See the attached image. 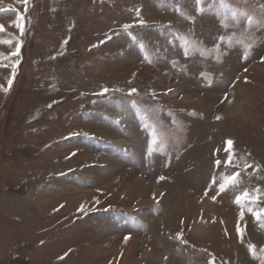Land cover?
I'll return each mask as SVG.
<instances>
[{
  "label": "rangeland",
  "instance_id": "1",
  "mask_svg": "<svg viewBox=\"0 0 264 264\" xmlns=\"http://www.w3.org/2000/svg\"><path fill=\"white\" fill-rule=\"evenodd\" d=\"M262 8L0 0V264H264Z\"/></svg>",
  "mask_w": 264,
  "mask_h": 264
},
{
  "label": "snow or ice",
  "instance_id": "2",
  "mask_svg": "<svg viewBox=\"0 0 264 264\" xmlns=\"http://www.w3.org/2000/svg\"><path fill=\"white\" fill-rule=\"evenodd\" d=\"M27 2H28V0H24V3H27ZM210 2H211L213 5L218 4V5L220 6L221 9H223V8L226 7V6H228V0H210ZM197 3H199V4H203V3H204V0H197ZM262 11H264V8H262ZM218 14H219V13H218ZM245 15L247 16V13H245ZM232 16H233V18H235V12L232 13ZM226 19H227L226 17H223V18L221 19V23H222L225 27L227 26V24H226ZM247 23H248L249 26L253 25L254 23L264 24V20L257 21V20L255 19V17L248 16V17H247ZM143 24H144V22L141 21V26H143ZM15 26L18 27V28L20 29V31H21V34H23L24 29H23L22 24L17 23ZM124 27H125V31H127L128 28H129L130 26L125 25ZM3 30H4V29H3V26H0V32H2ZM129 35H131V33H129ZM132 39L135 40V39H136L135 36H132ZM221 39H223V38H221ZM184 42H185V44L187 45V43H188L187 38H185ZM250 47H251V45H249V48H250ZM18 52H19V48L16 49V53H18ZM104 91H105V93H107L108 90L105 89ZM136 91H137L136 89H131L129 94H130V95H131V94H135ZM225 99H227V97H225ZM216 119H217V120H220L221 117H220V116H217ZM226 143H227V145H228V149L231 150L232 145H233V141L228 140V141H226ZM232 160H233V155H232L231 152H230L229 157H228V160H227L226 163H227V164H231V163H232ZM216 164H217V166H219V165L221 164V161H220V160H217V161H216ZM246 167H251V165H246ZM239 175H240V173L237 172V173H235L234 175H232V176H230V177H225V178H224V182L221 183V184L219 185V187H218L217 190H218L219 192H221V193L225 192L229 186L234 185L235 183H238V179H237V178L239 177ZM161 179H163V177H161ZM213 183H215V181H213ZM213 199H215V197H213ZM242 199H244V200L250 199L249 194H248L247 192L242 193L241 196H238V197L236 198L235 203H237L238 205H241V207H243V205L241 204V200H242ZM80 210H81V211L84 210V209H83V206H81V209H80ZM260 212H261V213H264V209H261ZM253 215L257 216L258 219L261 218L260 215H259L258 213H256V212H253ZM241 216H243V212L241 213ZM250 250H251V252H252L253 257L255 258V257H256L255 247H254V246H250Z\"/></svg>",
  "mask_w": 264,
  "mask_h": 264
}]
</instances>
